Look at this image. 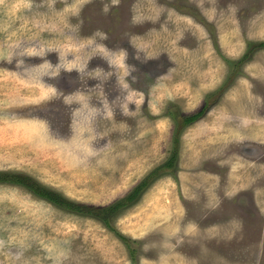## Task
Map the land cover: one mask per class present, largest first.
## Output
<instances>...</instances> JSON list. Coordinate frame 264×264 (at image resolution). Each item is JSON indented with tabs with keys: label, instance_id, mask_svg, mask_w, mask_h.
I'll return each instance as SVG.
<instances>
[{
	"label": "rangeland",
	"instance_id": "1",
	"mask_svg": "<svg viewBox=\"0 0 264 264\" xmlns=\"http://www.w3.org/2000/svg\"><path fill=\"white\" fill-rule=\"evenodd\" d=\"M259 42L264 0H0V172L146 183L111 228L0 184V264H264Z\"/></svg>",
	"mask_w": 264,
	"mask_h": 264
},
{
	"label": "trees",
	"instance_id": "2",
	"mask_svg": "<svg viewBox=\"0 0 264 264\" xmlns=\"http://www.w3.org/2000/svg\"><path fill=\"white\" fill-rule=\"evenodd\" d=\"M259 49H264V42H259L257 45ZM247 55H245L244 58H246ZM202 114L204 112L200 111ZM198 116H194L188 121L196 120ZM0 184H10L15 186H20L30 192L32 195L45 200L52 204L53 206L60 208L62 210H66L68 212H74L77 214H83L87 215L93 218H96L100 220L106 227H110V222L112 216L122 207L126 205V203L132 204L140 195L142 190L145 188L146 183H142L139 187H136L131 194H129L125 199L120 200L113 204L110 207L107 208H98L83 204H77L74 202L69 201L68 199L64 198L60 194L44 188L37 184L35 181H33L31 178L19 174V173H13V172H0ZM116 236L127 245L126 240L116 233ZM132 252V251H131ZM130 259L133 261L134 256L132 253H130Z\"/></svg>",
	"mask_w": 264,
	"mask_h": 264
},
{
	"label": "flooded vegetation",
	"instance_id": "3",
	"mask_svg": "<svg viewBox=\"0 0 264 264\" xmlns=\"http://www.w3.org/2000/svg\"><path fill=\"white\" fill-rule=\"evenodd\" d=\"M177 140H178V142H179V139H177ZM175 150H176V149H175ZM176 152H177V151H176ZM173 153H174V152H173ZM173 156H174V155H173ZM173 156H172V157H173ZM174 157L176 158L177 156H174Z\"/></svg>",
	"mask_w": 264,
	"mask_h": 264
}]
</instances>
